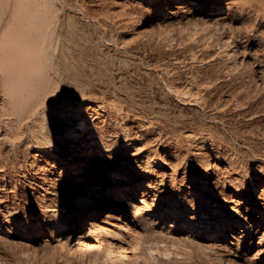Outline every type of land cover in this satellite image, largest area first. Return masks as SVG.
I'll return each instance as SVG.
<instances>
[{
    "label": "bare ground",
    "instance_id": "bare-ground-1",
    "mask_svg": "<svg viewBox=\"0 0 264 264\" xmlns=\"http://www.w3.org/2000/svg\"><path fill=\"white\" fill-rule=\"evenodd\" d=\"M0 264H264V0H0Z\"/></svg>",
    "mask_w": 264,
    "mask_h": 264
}]
</instances>
